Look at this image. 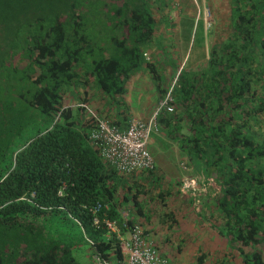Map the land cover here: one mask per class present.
I'll list each match as a JSON object with an SVG mask.
<instances>
[{
  "label": "trees",
  "instance_id": "16d2710c",
  "mask_svg": "<svg viewBox=\"0 0 264 264\" xmlns=\"http://www.w3.org/2000/svg\"><path fill=\"white\" fill-rule=\"evenodd\" d=\"M115 3L0 0V264L123 262L105 220L145 237L158 220L147 205L167 209L169 230L209 219L227 241L230 254L211 262L200 251L195 264H264V0L214 4L208 35L185 21L186 32L171 36L183 47L175 67L163 63L157 19L132 0ZM146 69L159 102L177 78L173 110L156 118L154 168L123 173L91 133L100 120L127 130L125 98ZM189 176L210 184L204 203L183 194ZM97 204L110 210L95 215Z\"/></svg>",
  "mask_w": 264,
  "mask_h": 264
},
{
  "label": "crops",
  "instance_id": "0c3cea01",
  "mask_svg": "<svg viewBox=\"0 0 264 264\" xmlns=\"http://www.w3.org/2000/svg\"><path fill=\"white\" fill-rule=\"evenodd\" d=\"M124 0H116L113 2H116V6L117 7H121L122 3ZM134 5V8L139 7L140 10H142L143 13H147L149 16L148 17H152L154 19H157L156 21V25H155V31L156 34L158 35H169L172 36L175 34H182L183 30L185 28V21L186 20H195V24L193 26L194 31L197 30L198 26L201 24L202 25V32L205 33L206 35L211 33L212 30V18L213 15L211 14V10L214 8V4H220L222 3L224 0H132ZM112 2V1H111ZM170 42V41H169ZM174 43V42H173ZM172 43V44H173ZM174 45V44H173ZM163 50V49H162ZM166 51V50H165ZM146 72V71H145ZM144 72V73H145ZM139 75V74H138ZM132 90L135 89V86L133 85V81L132 84L129 87ZM160 102L157 101V97L155 96V102L153 105V108L150 111H144L143 108H140V114H144V117H138L137 115H134L132 113V115L134 116L133 118H136L138 120H141L143 122H149L151 121L158 110ZM132 118V119H133ZM152 144L154 147L158 148V144L155 143L153 141L150 142V145ZM180 164L182 166V160H180ZM183 167V166H182ZM188 179H194L196 180V188L195 189H187L185 188V182ZM202 186L199 187L198 186V179L194 178V177H185L184 179V184H183V194L184 195H188L191 196L190 193H194L191 192L192 190L195 191V196L198 199V201H200L201 203H204L203 199L206 197H211L209 196V189H210V184L205 183V181H203V183L201 184ZM208 185V186H207ZM204 197V198H203ZM148 206V212L147 213H151L152 212V216L158 217L157 219H154L153 223H149L147 225V227L145 228L146 230V235H145V239L149 242L152 243L156 249L161 253V250L163 253L161 254H165L167 256L170 255V252H175V255L177 258H179L180 260V264H183V262H186V264H195L196 261H194V258L196 259L198 257V255L200 254V251H203L201 246L198 250L194 249L193 246L191 247L190 252L194 253L195 251L197 252L196 255H191V256H186L184 255V249L180 251V249L173 244V240L174 239H178V235H182L184 237V235L186 236L187 239H189L192 236H189V233H194V225L197 221H203L201 220L202 218H194V219H189L188 222H186V227L188 229H186L185 231H179L178 233H175V230L178 231L177 229H172L169 230L168 225H165L163 223V221L161 220V216L167 212V209H163L162 212H160V210H156L154 211L155 208H153V211L151 210L152 206L151 205H147ZM176 208L177 206L174 205ZM176 208L174 207H170L168 210H172V211H176ZM132 211L133 208H131L129 210V214L130 216H132ZM158 214H157V213ZM128 213H124V216L128 217ZM135 219L136 222H139L140 224L143 223L145 221V218H143L142 216H138L135 215ZM203 223V222H202ZM210 224V222H209ZM142 225V224H141ZM210 225H207V227H209ZM196 227H200L201 229L204 228L203 224L196 226ZM128 231H126L125 233L121 232L122 236L128 235ZM173 232V235L171 234ZM211 233H214V235H216V239L222 243V244H227V241L221 236L219 235L217 232H215L213 229L211 230ZM168 238H170L169 242ZM191 242V240H189ZM195 243V241H193ZM192 242V243H193ZM170 245L172 246H176L178 249H174L173 247H171L169 250L164 251L163 248L168 249L167 247ZM199 244V243H197ZM204 252H208V251H204ZM211 252V251H210ZM208 252V253H210ZM199 253V254H198ZM174 256H169V257H174ZM186 258H190L193 259V261L191 262H187L184 261Z\"/></svg>",
  "mask_w": 264,
  "mask_h": 264
},
{
  "label": "built area",
  "instance_id": "2783aa9c",
  "mask_svg": "<svg viewBox=\"0 0 264 264\" xmlns=\"http://www.w3.org/2000/svg\"><path fill=\"white\" fill-rule=\"evenodd\" d=\"M176 82L177 78L173 82V87ZM172 89L165 99L161 100L157 113L151 121L143 122L133 118L129 122L127 130L122 132L111 126L109 122L100 120L98 128L91 133V138L99 144L102 150V157L118 171L131 173L136 170L154 168L155 163L149 152L148 144L152 133L157 129L156 118L158 113L163 109L169 112L173 110ZM196 183V180L188 179L185 182V188L195 189ZM105 210H110L108 204H97L93 212L98 215ZM105 222L108 229L118 234L122 241L125 260L117 264H172L166 258L160 256L156 247L144 238L140 227H135L129 230L128 235L122 236L116 223L110 220H105ZM95 223H100L98 218L95 219ZM101 264L109 263L103 262Z\"/></svg>",
  "mask_w": 264,
  "mask_h": 264
},
{
  "label": "rangeland",
  "instance_id": "374dc122",
  "mask_svg": "<svg viewBox=\"0 0 264 264\" xmlns=\"http://www.w3.org/2000/svg\"><path fill=\"white\" fill-rule=\"evenodd\" d=\"M98 16H96V14L94 15L93 21L95 20V18H97ZM187 21V20H186ZM96 21H94L95 23ZM186 30H183V33H185ZM196 31H193V33H195ZM99 35H101V33H99ZM105 36V35H104ZM173 36H178V34H175ZM162 39L164 44L162 45V49L166 50V54H167V59L165 62V65H169V66H177L180 64L181 60H182V51H183V47H182V43L181 42H176V37H171L169 35H159L158 34V39ZM170 41V42H169ZM174 42V43H173ZM174 45H173V44ZM160 47V45H159ZM157 49L156 46H153L150 50H147L150 55L152 56V52H154ZM173 50V51H171ZM172 69V68H171ZM174 70V69H172ZM171 70L168 72L170 73ZM153 73H150L148 69H146V72H141L139 75H136L133 79V85L135 86V89L132 90L130 88L128 94L126 95L125 101H126V105H127V109L132 112L134 115H137L138 117L143 118L144 114H140V108H143L144 111H150L153 108L154 102H155V96H156V92H155V87L153 85L154 83V79H152L153 77ZM167 78H164V81L166 82ZM163 220V217H162ZM205 219H203V223L201 221H197L195 223V227H194V233H189L190 237L189 239H184L185 237H183L182 235H178V239H174L173 240V244L178 246H182L184 249V255L186 256H191V255H196L197 252L195 251L194 253H191L189 248L192 245L194 249L198 250L201 246L203 251H208L210 252V258L209 261L211 262H215L217 261V259L223 258L225 254H230L231 251H229V247H228V243L227 244H222L220 243L217 239H216V235H214V233H211L212 228L209 226L207 227V225L209 224V219L206 221H204ZM204 226L203 229H201L200 227H196L199 225ZM177 229V228H176ZM178 230V229H177ZM215 231V230H214ZM179 231L175 230V233H178ZM217 232V231H215ZM74 236H81V233L79 230H74ZM218 233V232H217ZM173 235V232L171 233ZM191 240V242L189 241ZM195 241V243L193 242ZM193 242V243H192ZM199 243V244H197ZM176 246H172L169 244V246L167 247L168 249L163 248L164 251L169 250L171 247H173L174 249H178ZM82 259L81 261L83 263H85L88 259H89V248L87 246H82ZM161 253L162 250H161ZM199 254V253H198ZM175 252H170L169 256H174ZM172 258V257H170ZM184 261H187L188 263L193 261V259L190 258H186ZM194 261H196V259L194 258ZM81 262V263H82ZM183 264H186V262H183Z\"/></svg>",
  "mask_w": 264,
  "mask_h": 264
}]
</instances>
